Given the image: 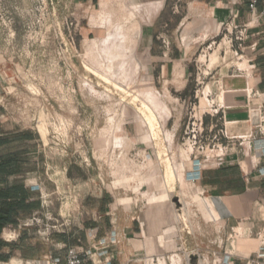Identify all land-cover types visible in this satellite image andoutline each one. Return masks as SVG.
I'll return each mask as SVG.
<instances>
[{
  "label": "crops",
  "instance_id": "obj_1",
  "mask_svg": "<svg viewBox=\"0 0 264 264\" xmlns=\"http://www.w3.org/2000/svg\"><path fill=\"white\" fill-rule=\"evenodd\" d=\"M151 1H155L157 8L156 1L162 0ZM166 1L175 2L170 8L180 18L175 27L169 23L160 27ZM249 2L165 0L156 20L146 26L141 36L148 51L143 70L151 77L155 89L163 87L167 93L192 96L194 84L200 79L195 74L197 54L211 49V40L219 37L222 41L216 48H221L231 25L249 24L243 41L245 60L237 63L254 65L253 72L238 73L234 68H225L237 64L236 58L221 56L211 79L224 85L225 119L215 121L207 114L204 117L207 127L214 124L215 131L226 127L230 136L250 135L246 92L252 85L264 90V13L253 15ZM229 57L231 62L225 64ZM135 125L142 129L138 122ZM0 136L13 139L3 147L0 158V264H66L69 247L85 252V264H151L150 258L173 252L193 259L198 255L201 259L210 257L219 264H264V152L247 139L222 137L223 145L207 152L209 156L222 155L221 163L203 168L198 181L210 219L204 213L195 218L187 209L178 210L170 202L180 192L181 184L172 183L168 171L162 168L167 160L158 143L143 145L153 153V165L157 161L161 167V173L152 172L151 181L145 185L152 193L150 204L130 209L131 198L121 199L119 204L112 191L101 190L98 204H89L87 197L74 208L63 205L60 215L64 226L54 230L38 229V225L32 224L33 217L41 216L47 204L43 191L33 183L36 162L33 164L31 152L12 147L37 140L38 134L17 126L6 130L0 122ZM136 144H144L143 137ZM1 160L8 161L6 168H1ZM184 169L194 172V160L187 162ZM86 178L91 181L90 176ZM184 181L188 189L197 190ZM33 201L39 203L37 207L33 208ZM189 204L197 207L192 200ZM37 229L38 233L33 231ZM10 234L15 237L9 239Z\"/></svg>",
  "mask_w": 264,
  "mask_h": 264
},
{
  "label": "rangeland",
  "instance_id": "obj_2",
  "mask_svg": "<svg viewBox=\"0 0 264 264\" xmlns=\"http://www.w3.org/2000/svg\"><path fill=\"white\" fill-rule=\"evenodd\" d=\"M156 2L157 8L151 0H0V122L6 130L17 126L39 136L37 140L12 145L16 150L31 152L33 164L36 162L33 183L43 191L47 204L42 215L32 219L38 229L61 230L65 222L60 208H74L87 197L89 204H98L101 190L112 191L119 204L121 199L131 198L130 209L152 202L147 186L141 190L139 187L151 181L152 172L161 173V167L156 161L144 168L131 153L143 148L136 144L137 139L152 136L135 125L136 114L132 110L137 108L139 92L155 89L143 70L148 51L141 36L164 7L165 0ZM174 3L166 1L160 27L178 24L179 16L170 9ZM216 40L211 49L198 53L194 61L201 83L195 82L192 96L188 97L191 105H201L200 113L210 110L206 94L215 89L212 73L227 49V40L219 49L216 47L222 40ZM229 58L225 64L231 62ZM141 62L145 64L142 67ZM237 62L241 60L236 59ZM197 89L199 95L195 93ZM121 100L128 105L125 118L128 114L132 122L126 126L116 122L112 125L111 116L106 113L114 111ZM176 112V127L192 114L190 109L184 111L183 117L181 110ZM213 118L216 121L219 117ZM130 125L132 128H127ZM165 131L168 134V130H163V134ZM153 134L160 136L158 130ZM183 135L180 127L175 142H181ZM120 152L124 154L121 158ZM110 154L115 155L113 161L107 160ZM164 162L162 168L168 171L170 181L183 185L182 192L189 198L192 195L190 200L196 203L197 207L187 204L185 209L195 218L204 213L210 219L205 205L191 187L188 189L181 168L177 175L170 163ZM119 168L123 175H118ZM141 168L143 173L151 170L140 180L137 173ZM88 176L91 181L87 182ZM38 229L33 231L38 233ZM178 261L213 264V258L200 262L198 257L188 258L181 253L161 257L159 262L156 257L154 261L150 258L151 264Z\"/></svg>",
  "mask_w": 264,
  "mask_h": 264
},
{
  "label": "built area",
  "instance_id": "obj_3",
  "mask_svg": "<svg viewBox=\"0 0 264 264\" xmlns=\"http://www.w3.org/2000/svg\"><path fill=\"white\" fill-rule=\"evenodd\" d=\"M249 7L253 15L264 13V0H250ZM248 26L249 24L244 26L231 25L230 28H227V33L223 36L226 38V42H228L224 56H227L229 53L232 59L236 58L241 61L245 60L243 41L245 40L246 29ZM216 39L217 38L213 39L214 41H212L210 45L215 44L217 42ZM220 44L221 42L217 44V47H219ZM229 67L234 68L238 73L246 72L247 74H250L253 72L255 66L250 64L246 67L238 64H231ZM198 82L201 83L200 80H198ZM214 85L215 89H210L206 94L210 104V110H204L202 113L199 112L201 105H191L188 96H178L173 93H167L163 87L157 88L153 91L139 92L137 94L140 97L137 108L134 107L132 110L136 114V120L134 121L142 126L144 132H150L152 134L149 138L143 137L144 144H142V146L146 144L156 146V144L160 143L165 153V159L170 163L173 171L179 175V170L181 168V174H183L184 180H186L188 184L190 183V186L197 187V190L194 192L196 196L199 197L202 204L203 201L205 202L204 193L199 189L198 181L204 167L216 162L221 163L222 155L220 153L209 156L207 155V152L220 148L223 145L222 137L227 139H247L250 145L255 143L258 145L259 150L264 152V90L252 85L248 87L246 92L248 121L252 126L250 135L248 137L240 135L230 136L226 127L217 128L218 130L215 131L216 126L214 124L207 127L204 122V117L207 113L225 119L227 105L225 101L224 85L220 83L219 80H215ZM205 91L206 88L203 90V94H205ZM199 92L200 89L195 90L196 95H199ZM117 102H119L117 108L112 112L106 113V115L111 116L109 122H113L112 125L116 122L117 124H121V126H126L132 122V120L128 119V114L125 118V112H127L126 108L128 105L123 100ZM189 109L192 114L189 116L188 120L183 124L180 121L176 127V111L181 110V115L183 117L184 111H188ZM172 117L174 119L170 126L169 122H171ZM180 127H182L184 135L182 136V141L176 143L175 139ZM154 130L160 132L159 137L154 136ZM163 130H168V134L167 131L163 134ZM209 132L210 135L208 134ZM121 144L122 142L120 145ZM186 148H191V152H186ZM138 151L139 152L134 154L131 153L132 158L139 161L142 164V167L145 166L144 168L148 166L151 167L153 165V153L148 152L147 148H141V150ZM204 155L206 156L203 157ZM122 156H124L122 152L118 153L119 158ZM113 157H115V155L110 154L107 156V160L113 161ZM191 160H194L195 165V170L192 173L186 172L184 169L185 164ZM144 168L139 169L137 174L141 171L143 172ZM141 173L139 174L140 180L141 176H143V173ZM118 175H123L120 168L118 169ZM145 185L146 184H140L139 190L143 189ZM183 189H185V187L181 185L180 192L175 198L177 199V202H174L178 206L177 209L181 211H183L186 205L189 204L187 201L189 197L182 192ZM14 237L15 236H12L11 234L8 236L9 239ZM178 254L179 252H173L167 255L156 256V259L157 262H159L161 257H174ZM85 257V252L83 250L77 249L76 247H69L66 254V264H85ZM189 257L190 255L188 258ZM198 258L201 262L202 259L199 255ZM154 259L155 257L152 258V261H154ZM216 261L213 262V264H215Z\"/></svg>",
  "mask_w": 264,
  "mask_h": 264
},
{
  "label": "trees",
  "instance_id": "obj_4",
  "mask_svg": "<svg viewBox=\"0 0 264 264\" xmlns=\"http://www.w3.org/2000/svg\"><path fill=\"white\" fill-rule=\"evenodd\" d=\"M11 140H13V139L0 136V158H1V153H2L3 147L7 146L11 142ZM2 160H1V163H3V166L1 168H6L8 161L2 162ZM9 162L12 163V161H9ZM32 204H33V208H34V207H37V204H39V203L36 201H33Z\"/></svg>",
  "mask_w": 264,
  "mask_h": 264
},
{
  "label": "water",
  "instance_id": "obj_5",
  "mask_svg": "<svg viewBox=\"0 0 264 264\" xmlns=\"http://www.w3.org/2000/svg\"><path fill=\"white\" fill-rule=\"evenodd\" d=\"M175 202H177V199H175Z\"/></svg>",
  "mask_w": 264,
  "mask_h": 264
},
{
  "label": "bare ground",
  "instance_id": "obj_6",
  "mask_svg": "<svg viewBox=\"0 0 264 264\" xmlns=\"http://www.w3.org/2000/svg\"><path fill=\"white\" fill-rule=\"evenodd\" d=\"M154 170V169H153ZM179 264V263H178Z\"/></svg>",
  "mask_w": 264,
  "mask_h": 264
}]
</instances>
